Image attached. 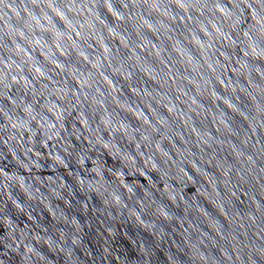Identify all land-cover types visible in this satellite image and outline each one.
Here are the masks:
<instances>
[{"label":"clouds","instance_id":"9594fccd","mask_svg":"<svg viewBox=\"0 0 264 264\" xmlns=\"http://www.w3.org/2000/svg\"><path fill=\"white\" fill-rule=\"evenodd\" d=\"M0 233V264H264V0H0Z\"/></svg>","mask_w":264,"mask_h":264},{"label":"water","instance_id":"95a60500","mask_svg":"<svg viewBox=\"0 0 264 264\" xmlns=\"http://www.w3.org/2000/svg\"><path fill=\"white\" fill-rule=\"evenodd\" d=\"M188 191L191 192L192 189L189 188ZM94 202H95V201H94ZM45 223H47V215H46V214H45ZM124 224L127 226V221H124ZM126 230L129 232L130 235L132 234V230H131L130 227H126ZM0 234H2V233H0ZM121 243L124 244V247H125L126 249L128 248V245L126 244V242L121 241ZM129 255L131 256V255H133V253H131V252L129 251Z\"/></svg>","mask_w":264,"mask_h":264}]
</instances>
